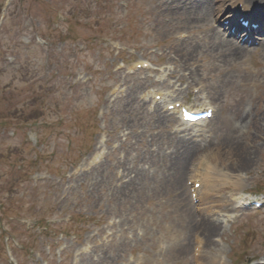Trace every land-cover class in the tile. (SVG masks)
Returning <instances> with one entry per match:
<instances>
[{"label":"rangeland","instance_id":"rangeland-1","mask_svg":"<svg viewBox=\"0 0 264 264\" xmlns=\"http://www.w3.org/2000/svg\"><path fill=\"white\" fill-rule=\"evenodd\" d=\"M10 4L0 26V264L9 253L18 264H192L194 238L206 245L202 217L233 192L193 204L185 182L208 163L205 175L239 171L241 190L264 198V42L247 48L216 30L230 0ZM140 59L171 65L184 87L129 72ZM149 90L218 112L207 147L193 143L181 168L175 153L191 142H178L153 110L162 106L142 97ZM237 212L223 258L264 257V209Z\"/></svg>","mask_w":264,"mask_h":264},{"label":"bare ground","instance_id":"bare-ground-1","mask_svg":"<svg viewBox=\"0 0 264 264\" xmlns=\"http://www.w3.org/2000/svg\"><path fill=\"white\" fill-rule=\"evenodd\" d=\"M230 1H232L234 3L243 1L245 4L249 5V7H251L253 4L257 3V0H230ZM190 75L191 74L189 73V76ZM178 123H180V122L178 121ZM180 133H182L183 135H190L191 136V134L194 133V131H192L190 129L189 130L185 129V131H183V132H175L176 135H181ZM200 135L201 134L199 133L198 136H200ZM194 136H197V135H194ZM220 178L222 180L224 179V177L222 175H220ZM208 179H212L211 185L213 186V188L217 186L216 181H213L215 179L214 177H211V175H210V178L208 177ZM224 180L226 181L227 179L225 178ZM178 190H182V186H180ZM232 206H233V204H231V201H229V203L226 202L224 204V209H229ZM231 217H233V216H231ZM199 227H200L199 231L201 233H204L203 234L204 237L208 236L209 242H211V240L213 238L212 234L213 233L216 234L222 229L221 223H218L217 221L213 222L210 218H208V219L202 218V221L200 222ZM222 252H223V250L219 245L212 243L211 250H208L207 252L204 253L203 259L206 260L207 259L206 256H208V259H210V263L212 262L214 264H220L218 261V258L220 257Z\"/></svg>","mask_w":264,"mask_h":264}]
</instances>
